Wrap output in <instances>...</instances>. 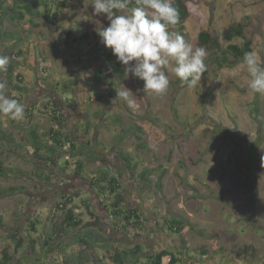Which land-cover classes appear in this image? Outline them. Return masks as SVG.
<instances>
[{
	"label": "rangeland",
	"instance_id": "obj_1",
	"mask_svg": "<svg viewBox=\"0 0 264 264\" xmlns=\"http://www.w3.org/2000/svg\"><path fill=\"white\" fill-rule=\"evenodd\" d=\"M48 1L42 8L47 19L27 17L21 23L4 19L1 28L14 38L0 37V56H7L9 63L19 62L15 75L21 73L24 79L14 82L25 91L11 92L3 84L2 72L0 83L7 95L20 99L25 113L22 120L2 114L0 120L23 151L28 150L21 154L0 139V160L19 171L0 179V184L23 188L15 195L0 196V220L6 224V229L0 228V259L6 251L13 255L9 264H101L103 258V264H113L105 258L115 248L140 243L145 251L154 252L175 246L185 264L225 260L264 264V95L248 89L250 77L243 62L222 68L217 77L216 55L206 50L201 83L189 87L166 70L170 80L166 94H148L143 80L131 74L120 79L101 54L105 49L112 53L97 34V28L109 22L104 15H94L92 0ZM12 4L13 0L6 3ZM188 6L185 39L193 48L198 34L208 31L225 50L224 30L245 24L244 34L264 64V0H190ZM69 31L72 38L67 37ZM85 33L88 37L81 43ZM233 43L243 45L244 40L236 38ZM116 60L112 53V61ZM126 88L132 103L117 96ZM53 108L58 111L55 115ZM32 128L44 140L51 128L69 134L76 142V155L86 165L84 177L77 176L74 167L50 165L40 173L28 141ZM120 150L138 165L134 180L117 156ZM102 170L120 177L125 205L140 209L144 231L128 234L114 225L87 179ZM143 170L146 180L140 178ZM44 176H49L50 185ZM75 193V203L81 206L90 198L100 218L96 225L83 206L76 209L82 214L81 230L95 229L102 242L87 255L84 246L74 242L78 230H69L46 256L47 234L61 222L54 217L55 204L61 196ZM173 217L183 222L179 234L165 224ZM36 219L40 223L32 228L30 222ZM14 231L22 238L19 252Z\"/></svg>",
	"mask_w": 264,
	"mask_h": 264
},
{
	"label": "trees",
	"instance_id": "obj_2",
	"mask_svg": "<svg viewBox=\"0 0 264 264\" xmlns=\"http://www.w3.org/2000/svg\"><path fill=\"white\" fill-rule=\"evenodd\" d=\"M7 1L8 0H0L1 38H12L14 36L13 33L10 34L7 31L1 29L4 19H8L11 22L17 23H21L27 17L47 19V16L43 13L42 8L49 5L50 1L48 0H13L12 6H7ZM189 1L190 0H172L174 6L179 12V22L175 26V30L180 32L184 38L187 35L186 22L190 18V9L188 6ZM134 3L135 0H132V5H134ZM245 27V24L238 23L236 26L224 30L222 37L228 43L225 50H222L219 38L214 34L208 31H203L198 34L197 47H203L216 55L214 61L218 67L215 71L217 77H219V73L222 68H234L243 61L245 53L254 52L253 42L250 39H247L244 34ZM73 36L74 33L72 31L67 32L68 38H72ZM87 37L88 34L85 33L80 36L78 41L81 43L85 42ZM236 38L244 40L243 45L233 43V40ZM102 53L108 57L107 62L110 65L112 72L120 79H124L126 77L124 66H122L117 60L112 61V53L110 51L105 49L103 52H101V54ZM18 65L19 62L9 63L6 66L7 70L2 72L5 77L3 84H7L11 92L25 91L23 86H18L14 82V79H17L20 82H23L24 79V76L21 73L15 75V69ZM53 93L58 95L57 91L55 90ZM13 99H16L18 102H20L19 98ZM52 110L54 113L51 115L58 113L56 108H53ZM117 123H119L118 119ZM128 133L129 132H126L125 134ZM46 135L48 137L44 140L43 135L40 134L38 129L32 128L29 132L28 138L30 147L33 149L32 158L38 162L40 173H42L44 167L52 165L65 170L74 167L73 169L75 170L76 175L84 177L86 165L81 159L78 158V155L75 153L77 148L74 139L69 134L64 133L60 129L51 128L49 132L46 133ZM0 139L7 141L17 152H20L21 154L22 152H26L28 150L26 148V151H23V146H21V144L16 141L15 137L10 132L3 128L1 120ZM121 141L122 139L116 142L120 143ZM139 147H146V144H140ZM117 156L123 160L126 171L134 180L137 177L138 165L136 162H134L133 157L122 150L117 152ZM74 157H77V160L74 161ZM61 159L62 161L60 162L59 160ZM18 172L19 171L17 169L7 166L3 161L0 160V179H7L16 175ZM40 173H37L36 175L42 178ZM164 175L165 173L163 172L159 179V188H163L162 180ZM140 178L143 180L147 179L146 170L141 172ZM45 179L47 181L46 183L50 185L51 181L49 176H47ZM87 179H89L94 194L100 200L101 205L109 213L108 215L112 219V222L115 226H118L120 229L129 232L128 234H130V231L137 233L144 231V216L140 209L131 208L125 205L123 184L117 174H114L109 170H102L97 175ZM19 189L23 188L17 186L3 187L0 184V196L15 195L18 193ZM77 195V193L63 195L56 202L54 217H56V219L60 218L61 222H55L52 225V229L47 234V238L45 240V244L48 246L46 256H48L49 253L55 249V245L58 243L60 244V240L62 241L61 235L66 234L69 230H78V232L74 234V242L84 246L83 248L85 249V252L88 253L87 255H92L90 250L94 249L95 246L102 242L101 236L94 232L95 229L90 230L83 228L81 230L84 225L82 214L76 213V209L83 206L85 213L87 212L94 217L96 225L98 222H100V218L95 213L93 203L91 202L90 198H85L82 200L83 204L80 206L75 203V197ZM37 223H40L39 219L30 222L32 228H36ZM165 224H167V227L170 229V231L175 234H179L183 231V222L176 217L166 219ZM0 228L6 229V224L2 220H0ZM12 238L14 242H16L15 252H19L22 246V238L15 231L12 234ZM172 248H164L163 250H159L157 252L151 251V249L145 251L144 245L138 243L133 247L115 248L113 253L110 254L109 257H106L105 260L109 262L112 261L113 264H133L132 261L134 264H163L164 258L170 257V262L168 264H185L183 262L182 254L180 252H176L178 251L175 249L176 247ZM12 259L13 255L5 251L3 257L0 259V264H9ZM103 259L100 260L99 263L103 264Z\"/></svg>",
	"mask_w": 264,
	"mask_h": 264
},
{
	"label": "clouds",
	"instance_id": "obj_3",
	"mask_svg": "<svg viewBox=\"0 0 264 264\" xmlns=\"http://www.w3.org/2000/svg\"><path fill=\"white\" fill-rule=\"evenodd\" d=\"M91 6L95 16L104 15L109 22L108 26L97 28L102 44L124 66L125 76L131 74L144 81L145 93L166 94L170 84L166 70L189 87L201 83L206 72V49L193 48L175 30L179 12L172 0H135L134 5L132 0H92ZM242 62L250 77L248 89L264 95V64L255 52L245 53ZM8 63L7 56H0V72L7 70ZM3 88L0 83V114L12 120L24 119L25 106ZM129 92L127 89L117 96L132 103Z\"/></svg>",
	"mask_w": 264,
	"mask_h": 264
},
{
	"label": "flooded vegetation",
	"instance_id": "obj_4",
	"mask_svg": "<svg viewBox=\"0 0 264 264\" xmlns=\"http://www.w3.org/2000/svg\"><path fill=\"white\" fill-rule=\"evenodd\" d=\"M167 247H171V245L170 246H167ZM172 247H175V246H172ZM226 262H229V261L228 260L221 261V264H227ZM241 263H243V261ZM249 263L250 264H259L258 261H254V260H250ZM230 264H232V263L230 262ZM236 264H239V263H236Z\"/></svg>",
	"mask_w": 264,
	"mask_h": 264
},
{
	"label": "built area",
	"instance_id": "obj_5",
	"mask_svg": "<svg viewBox=\"0 0 264 264\" xmlns=\"http://www.w3.org/2000/svg\"><path fill=\"white\" fill-rule=\"evenodd\" d=\"M170 262V257H165L163 264H168Z\"/></svg>",
	"mask_w": 264,
	"mask_h": 264
}]
</instances>
